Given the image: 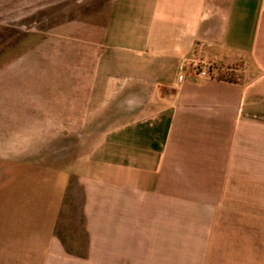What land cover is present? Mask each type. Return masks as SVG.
Here are the masks:
<instances>
[{
    "label": "crops",
    "instance_id": "crops-1",
    "mask_svg": "<svg viewBox=\"0 0 264 264\" xmlns=\"http://www.w3.org/2000/svg\"><path fill=\"white\" fill-rule=\"evenodd\" d=\"M100 1L0 0V26ZM106 3L0 67V157L62 154L85 236L68 251L41 213L23 243L0 244V264H264V0ZM240 57L251 78L214 75ZM248 221L255 243L228 246Z\"/></svg>",
    "mask_w": 264,
    "mask_h": 264
},
{
    "label": "rangeland",
    "instance_id": "rangeland-1",
    "mask_svg": "<svg viewBox=\"0 0 264 264\" xmlns=\"http://www.w3.org/2000/svg\"><path fill=\"white\" fill-rule=\"evenodd\" d=\"M106 4V0H101L99 4L81 5L85 9H78L74 3L57 4L24 15L13 26H0V67L26 51L56 23L74 18H103ZM203 67L208 71L207 66ZM217 68L214 75L229 80H246L255 73L248 57H240L232 64L218 65ZM63 157L62 154L41 155L36 162L19 164L0 157V244L23 243L30 227H43L50 221L37 218L38 214L54 212L55 233L66 249L72 253L82 251L85 245L82 193L74 177L70 178L65 189L61 186ZM16 214L20 218H16ZM246 233L245 236L233 235L225 242L233 248L240 239L250 247L255 243L253 222L248 221ZM232 248L230 252L234 255ZM4 253H10V259H14V251ZM247 257L253 255L248 251Z\"/></svg>",
    "mask_w": 264,
    "mask_h": 264
},
{
    "label": "built area",
    "instance_id": "built-area-1",
    "mask_svg": "<svg viewBox=\"0 0 264 264\" xmlns=\"http://www.w3.org/2000/svg\"><path fill=\"white\" fill-rule=\"evenodd\" d=\"M188 65L189 67H191L198 75H201V76H207L206 75V70L205 69H202L200 67V63L197 61V60H194V59H191L188 61ZM184 67V64L181 63L180 64V68H183Z\"/></svg>",
    "mask_w": 264,
    "mask_h": 264
}]
</instances>
